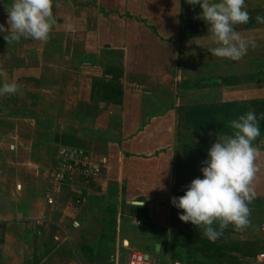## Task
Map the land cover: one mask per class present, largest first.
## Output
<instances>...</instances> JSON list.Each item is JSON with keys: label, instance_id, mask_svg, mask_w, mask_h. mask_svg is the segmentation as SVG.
I'll use <instances>...</instances> for the list:
<instances>
[{"label": "crops", "instance_id": "0c3cea01", "mask_svg": "<svg viewBox=\"0 0 264 264\" xmlns=\"http://www.w3.org/2000/svg\"><path fill=\"white\" fill-rule=\"evenodd\" d=\"M12 2L0 0L5 27ZM246 4L251 19L236 30L256 46L238 61L211 55L208 26L194 18L202 9L186 0H53L47 44L8 45L0 33V64L21 85L0 96V264H45L62 248V264H125L145 246L154 263L183 264L176 241L191 249L188 264H231V256L264 264L262 219L255 232L229 225L211 242L171 203L184 194L173 169L185 147L173 139L186 121L212 123L207 109L264 104V23L256 22L264 0ZM58 148L80 152L97 172L56 179ZM188 148L186 166H200L197 147ZM202 239L209 244L199 248ZM232 241L263 249L242 256ZM156 242L167 256L153 252Z\"/></svg>", "mask_w": 264, "mask_h": 264}, {"label": "clouds", "instance_id": "9594fccd", "mask_svg": "<svg viewBox=\"0 0 264 264\" xmlns=\"http://www.w3.org/2000/svg\"><path fill=\"white\" fill-rule=\"evenodd\" d=\"M199 5L202 12L195 19L206 22L210 46L207 50L219 58L233 61L242 59L255 47L253 38L236 30L237 25L249 23L246 0H186ZM7 25L0 24V33L8 45L23 40L47 44L56 25L53 0H13L6 8ZM256 22L264 23L257 16ZM214 45V46H212ZM0 96H12L20 92L21 85L9 80L0 64ZM260 119H264V113ZM231 134L217 135L216 141L202 161L203 178H194L186 186L182 196L171 197V203L183 211L179 219L191 222L202 231L204 237L216 242L224 230L232 225L236 231L245 230L251 223L249 205L256 198L253 181L258 171L255 159L258 149L254 141L260 136V120L253 110L229 122ZM161 190L165 186L160 183ZM155 188V187H154Z\"/></svg>", "mask_w": 264, "mask_h": 264}, {"label": "rangeland", "instance_id": "374dc122", "mask_svg": "<svg viewBox=\"0 0 264 264\" xmlns=\"http://www.w3.org/2000/svg\"><path fill=\"white\" fill-rule=\"evenodd\" d=\"M222 109H223L222 112L224 113V115L226 116L228 115L227 118H229L230 120L238 119L240 115L245 114V112H248L249 110H253L256 113L257 118L260 120V136H258L257 139L254 141L255 142L254 146L258 149V153L256 157L258 158L257 163L259 165L255 163L258 169L256 176H258L259 180H261L260 184H262V181H264V119H260V116L262 113H264V104H260L257 106L252 105V104L235 105V106H231L229 110L227 109L226 111H224L225 110L224 108ZM215 129L219 130L217 126L207 121L205 117H202L200 119L197 118L194 120L189 119L186 121L184 135H180V137L178 138L174 137L173 139L174 147L175 145H180V146L185 147V149L182 150V152H179V150H177L176 158H174L175 164H174L173 173H174V181H175V185H174L175 191L180 190V193H185L186 186L190 184V182L194 178H197V177L203 178V173L200 171L202 167V163H200V166L196 165L195 168L190 167V165L189 167L186 166L187 164L185 163L187 162L186 158L189 154H192V151H193L192 148H188V147L196 146L197 151L199 152L197 154L196 153L194 154L199 158L200 162L206 160L208 158L207 152L209 150V147H211V145L216 141L217 135L218 136L223 135L222 133H218V132L215 133L214 131ZM255 162H256V159H255ZM179 164H181L182 167L179 166ZM260 184L253 185L254 190L256 192V198L249 205L250 210H251L250 212L251 223L245 229L246 231L248 230L249 231L251 230L250 232L257 231L256 226L258 225V223L257 225H255L256 221L258 219H262L261 222L264 221V192H263L264 186ZM251 238L255 239V237H251ZM188 239H189L188 240L189 244H192L191 240L193 239V236H191V234L189 235ZM180 243H181V246L186 245L184 242H180ZM249 243L250 244H248V248L250 249H260V250L263 249L255 241H250ZM60 251L62 252L61 255H58V256L50 255L49 258H47V260L45 261V264H62V262L65 260L64 255L66 254L65 253L66 251L64 248L60 249ZM177 251L181 252V251H184V249H179ZM188 262H189L188 259L184 258L183 264H188ZM249 263L258 264L253 260L250 261Z\"/></svg>", "mask_w": 264, "mask_h": 264}, {"label": "built area", "instance_id": "2783aa9c", "mask_svg": "<svg viewBox=\"0 0 264 264\" xmlns=\"http://www.w3.org/2000/svg\"><path fill=\"white\" fill-rule=\"evenodd\" d=\"M56 166L53 172V176L62 178L68 174H72L74 171H80L84 175H94L97 169L83 158L80 152L74 150H68L65 148H58L55 153ZM48 202H50V196L47 195ZM260 229H264V225H260ZM125 264H157L150 261L148 258L144 259L143 251L131 250L129 251Z\"/></svg>", "mask_w": 264, "mask_h": 264}, {"label": "trees", "instance_id": "16d2710c", "mask_svg": "<svg viewBox=\"0 0 264 264\" xmlns=\"http://www.w3.org/2000/svg\"><path fill=\"white\" fill-rule=\"evenodd\" d=\"M12 113H15V110L11 111ZM205 115L207 117L208 120H211L212 123L217 126L218 128H223L227 131H232L229 127V122L231 121L229 118H226L225 115L222 113V110H206ZM189 238V237H188ZM182 240L185 239V237L183 236V238H181ZM180 239V240H181ZM189 240V239H188ZM198 243L201 247L199 248H204L205 246H207V244H209L208 241L206 240H198ZM177 244V250L179 249H184V251L179 252L180 254H182L183 256H186V258L188 256L191 255V249L189 248V246H187V244L185 246H181V243L178 244V242L176 241ZM174 244V245H175ZM217 252L219 253H224L222 250H224V245L216 243L215 244ZM173 248V246H171ZM229 247H231V249L234 252H237L239 254H241L242 256H248V257H254L256 252L258 251V249H250V248H245V245L243 243L237 242V241H232L229 244ZM220 255V254H219ZM221 256V255H220ZM236 257L235 256H231V264H235L236 263ZM22 264H31V260L30 261H24ZM245 264V263H243Z\"/></svg>", "mask_w": 264, "mask_h": 264}, {"label": "water", "instance_id": "95a60500", "mask_svg": "<svg viewBox=\"0 0 264 264\" xmlns=\"http://www.w3.org/2000/svg\"><path fill=\"white\" fill-rule=\"evenodd\" d=\"M148 247L145 246L144 250L145 252H143V256L144 259L148 258V254L146 253ZM160 251V254L163 256H167L168 255V246L166 244H160L159 242H156L153 246V252L154 253H158Z\"/></svg>", "mask_w": 264, "mask_h": 264}]
</instances>
